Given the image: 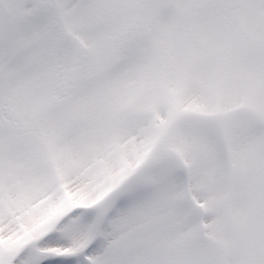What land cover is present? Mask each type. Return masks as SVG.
<instances>
[{"label": "snow or ice", "instance_id": "snow-or-ice-1", "mask_svg": "<svg viewBox=\"0 0 264 264\" xmlns=\"http://www.w3.org/2000/svg\"><path fill=\"white\" fill-rule=\"evenodd\" d=\"M0 264H264V0H0Z\"/></svg>", "mask_w": 264, "mask_h": 264}]
</instances>
